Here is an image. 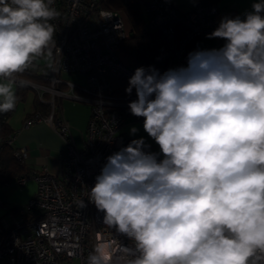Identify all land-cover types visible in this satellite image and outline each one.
Wrapping results in <instances>:
<instances>
[{
  "label": "clouds",
  "instance_id": "obj_1",
  "mask_svg": "<svg viewBox=\"0 0 264 264\" xmlns=\"http://www.w3.org/2000/svg\"><path fill=\"white\" fill-rule=\"evenodd\" d=\"M54 2L0 0V113L16 108V76L56 47ZM206 38L224 43L129 78L128 110L159 151L141 136L105 158L86 200L112 231L84 264H264V0Z\"/></svg>",
  "mask_w": 264,
  "mask_h": 264
},
{
  "label": "built area",
  "instance_id": "obj_2",
  "mask_svg": "<svg viewBox=\"0 0 264 264\" xmlns=\"http://www.w3.org/2000/svg\"><path fill=\"white\" fill-rule=\"evenodd\" d=\"M137 0H123L133 3ZM106 0H55L60 12L56 25V47L51 57L28 70L47 76L48 85L17 82L43 90L39 99L50 107L44 117L39 112L28 115V126L40 120L48 121L68 142L61 158V171L31 173L20 177L23 184L32 177L36 184L33 198L0 217V264H63L79 257L84 264L98 236L107 238L112 230L103 225V213L87 199V192L99 174L105 158L130 139L122 132L131 116L128 103L132 95L114 93L112 79L129 81L136 67L119 56V45L126 38V21L116 8L103 5ZM108 13L105 17L102 13ZM217 5L195 0L188 10H180L169 0H147L143 4L146 27L159 32L176 58L177 67L186 66L188 54L197 50L194 42L211 33L217 26ZM81 73L86 86H79L60 77V73ZM65 85V90L59 89ZM79 90L81 93H74ZM44 93L48 97L43 98ZM83 93V94H82ZM68 97L90 105L85 138L80 148L69 143V123L63 116L55 117L57 98ZM26 151L17 149L22 160ZM85 200L80 209L77 201ZM2 201L0 200V205ZM129 243L124 237L119 238Z\"/></svg>",
  "mask_w": 264,
  "mask_h": 264
},
{
  "label": "crops",
  "instance_id": "obj_3",
  "mask_svg": "<svg viewBox=\"0 0 264 264\" xmlns=\"http://www.w3.org/2000/svg\"><path fill=\"white\" fill-rule=\"evenodd\" d=\"M147 0H137V4L143 13V4ZM174 6L180 10H188L194 6L195 0H169ZM204 2H213L217 5V21L219 22L223 16L235 17L241 15L246 10H250L253 0H203ZM145 20V19H144ZM207 36V35H206ZM203 36L194 42L196 49H212L219 48L223 45L224 41L221 39H207ZM45 60L47 56L43 57ZM43 58H38V63L44 61ZM128 60L127 58H125ZM71 79H65L71 81L79 86H83L85 82V76L81 73H68ZM26 82L24 78H21ZM64 79V78H63ZM17 82L14 85V90L18 97L17 105L14 111L10 112L7 118V123L12 131L9 136L10 145L12 148L24 149L27 154L22 159V163L27 170L31 173L49 172L53 175H58L61 171V158L67 145L65 138L60 136L55 128L46 121L40 120L33 122L26 126L24 124L25 118L32 114L34 111L39 112L46 117L50 112V107L47 103L41 104L37 101V92L35 89L26 87L25 83ZM25 84V85H20ZM66 87L60 86L59 89L65 90ZM74 93L80 94L78 90H74ZM83 94V93H82ZM47 96L45 97V99ZM55 117L63 116L69 123V138L68 141L73 146L80 148L83 145L85 138V130L87 122L90 116V105L82 100H73L68 97H58ZM47 104V106H46ZM133 115H131L132 117ZM134 117V122L125 121L122 132L130 140L145 137L146 141L151 144V150L154 149V142L147 137V134L143 131V118ZM132 126H136L140 131L136 136L129 134V129ZM14 151V156H15ZM16 157V156H15ZM18 159V158H17ZM26 175L12 177L11 179H0V200L3 204L0 205V213L3 210L8 212L11 207L7 208L5 200L3 198H14L15 200L24 201L27 198H33L37 184L32 177L26 179L23 184L19 183V178ZM19 198V199H17Z\"/></svg>",
  "mask_w": 264,
  "mask_h": 264
},
{
  "label": "trees",
  "instance_id": "obj_4",
  "mask_svg": "<svg viewBox=\"0 0 264 264\" xmlns=\"http://www.w3.org/2000/svg\"><path fill=\"white\" fill-rule=\"evenodd\" d=\"M103 5L118 9L123 14L126 21L127 36L119 45V56L125 63L136 68L154 66L161 73L169 68L177 67L176 58L166 44L162 34L149 30L146 27L137 1L127 4L124 3L123 0H106V2H103ZM18 76L24 78L28 82L41 85L49 84L47 76L36 70L27 69L24 73L18 74ZM111 82L114 93L126 94L125 89L128 86L127 81L112 79ZM25 84L20 83V85L29 86L31 88L30 85L27 83ZM62 85L65 87L64 84L60 86ZM133 92H135L134 89ZM46 96L48 97V94L44 93L43 98ZM37 101L41 104L44 103L38 96ZM9 113H0V179H11L12 177L30 173L22 163V160L14 156L15 148H12L10 145L9 136L12 131L7 123ZM17 207L18 206H12L11 210Z\"/></svg>",
  "mask_w": 264,
  "mask_h": 264
},
{
  "label": "rangeland",
  "instance_id": "obj_5",
  "mask_svg": "<svg viewBox=\"0 0 264 264\" xmlns=\"http://www.w3.org/2000/svg\"><path fill=\"white\" fill-rule=\"evenodd\" d=\"M60 77L61 78H64V79H71V77H70V75H68V73H60ZM85 78V77H84ZM86 80H85V82L83 83V84H81V85H83V86H86ZM31 88H33V87H31ZM33 89H35V91L37 92V94H42L43 93V90L42 89H40V88H33ZM128 122H130V121H133L134 122V117L132 116H129L127 119H126ZM124 128V127H123ZM152 141V140H151ZM154 142V141H153ZM154 149H155V151H159V149H158V146L154 143ZM4 200H5V204L7 205V208H9V207H11V206H23V205H25L28 201H29V199H31V198H27L26 200H24V201H17V200H15L14 198H3ZM17 199H19V198H17ZM6 213V210H3L2 209V212L0 213V217L1 216H3L4 214ZM63 264H80V259H79V257H74V258H72L71 260H69V261H63Z\"/></svg>",
  "mask_w": 264,
  "mask_h": 264
}]
</instances>
